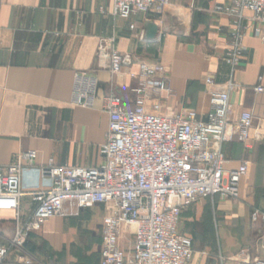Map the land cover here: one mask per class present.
I'll return each instance as SVG.
<instances>
[{
  "label": "crops",
  "instance_id": "obj_1",
  "mask_svg": "<svg viewBox=\"0 0 264 264\" xmlns=\"http://www.w3.org/2000/svg\"><path fill=\"white\" fill-rule=\"evenodd\" d=\"M230 4L169 0L159 17L138 14L124 21L111 15V0H0V168L28 150L38 153V165L49 160L57 166L100 165L109 123L103 98L120 95L130 108L135 86L98 67L97 55L110 38L120 53H130L137 62L165 67L172 89L165 107L202 115L208 100L204 79L222 82L229 74L224 59L233 19L214 8ZM148 25L153 33L146 31ZM243 44L233 80L244 89L231 93L230 102L238 111L251 112L253 128L246 144L224 142L222 153L226 170L248 161L250 172L238 200L215 197L183 211L179 233L192 240L190 264H264V223L250 219L253 210L264 213V93L253 92L258 85L264 88V44L251 32ZM77 72L98 81L92 108L72 104ZM34 184H40L37 171L26 169L22 190ZM32 207L31 197L22 196L23 217ZM12 216L0 212V244L12 236ZM103 216L102 207L95 206L76 218L51 219L40 232L44 247L38 259L42 264H99ZM37 243L30 238L28 250L35 252ZM118 245L129 252L133 240L122 236Z\"/></svg>",
  "mask_w": 264,
  "mask_h": 264
},
{
  "label": "built area",
  "instance_id": "obj_2",
  "mask_svg": "<svg viewBox=\"0 0 264 264\" xmlns=\"http://www.w3.org/2000/svg\"><path fill=\"white\" fill-rule=\"evenodd\" d=\"M168 3L111 0L110 13L124 21L138 14L159 17ZM214 9L233 19L224 59L229 74L222 82L211 76L204 79L208 100L202 115L165 107L172 94L165 67L137 62L130 53H120L113 38L107 40L97 55L98 67L111 78L135 82L132 107L127 108L117 94L103 98L109 123L100 148L102 162L96 167L57 166L52 160L38 165V153L28 150L0 168V212H11L14 225L11 238L0 244V264H7L12 254L16 264H36L26 249L33 234L51 219L76 218L95 206L104 212L99 264H190L192 240L179 233L183 211L215 197L238 199L241 183L249 175L248 161L225 169L222 145L232 140L246 144L251 136L253 115L238 111L230 95L244 89L234 82L233 74L245 51L246 33L264 44V0H231L228 7ZM97 88L95 77L75 73L72 104L92 108ZM253 92L264 93V88L258 85ZM26 169L37 171L40 184L23 191L21 177ZM24 195L31 197L33 207L23 217L20 199ZM250 216L264 222V214L257 210ZM124 234L133 240L129 252L118 245Z\"/></svg>",
  "mask_w": 264,
  "mask_h": 264
},
{
  "label": "rangeland",
  "instance_id": "obj_3",
  "mask_svg": "<svg viewBox=\"0 0 264 264\" xmlns=\"http://www.w3.org/2000/svg\"><path fill=\"white\" fill-rule=\"evenodd\" d=\"M146 63H148V62H146ZM240 198V195H239V197H238V199ZM238 199H235V200H232V199H223V200H232V201H236V200H238ZM253 211H256V210H253ZM252 211V212H253ZM258 211V210H257ZM251 212V213H252ZM260 213H262V212H260ZM262 214H264V213H262ZM251 215V214H250ZM250 219H251V216H250ZM251 221H253L252 219H251ZM257 221H260V220H257ZM253 222H255V221H253ZM260 222H262V223H264L263 221H260ZM181 223H182V219H181ZM184 226V225H183ZM184 228V227H183ZM14 230V229H13ZM41 232V231H40ZM40 232L39 233H37V234H33L30 238H35V240L38 242L37 244L38 245H35L34 246V248H33V250L35 251V252H33V251H29L28 250V242H29V240H28V242H27V244H26V249L34 256V253H36V257H35V259H36V264H42L43 263V261H41L40 259H38L39 257H40V253H42L41 251H42V249H43V243L40 241V236H41V234H40ZM181 232H183L182 230H181ZM13 234V233H12ZM124 236V238H126V239H130L131 237L128 235V234H124L123 235ZM240 255V254H239ZM244 255V254H243ZM8 264H16V255L15 254H12L10 257H9V260H8V262H7Z\"/></svg>",
  "mask_w": 264,
  "mask_h": 264
},
{
  "label": "water",
  "instance_id": "obj_4",
  "mask_svg": "<svg viewBox=\"0 0 264 264\" xmlns=\"http://www.w3.org/2000/svg\"><path fill=\"white\" fill-rule=\"evenodd\" d=\"M154 30H155V28L153 26H151V25L146 26V31L147 32L153 33Z\"/></svg>",
  "mask_w": 264,
  "mask_h": 264
}]
</instances>
